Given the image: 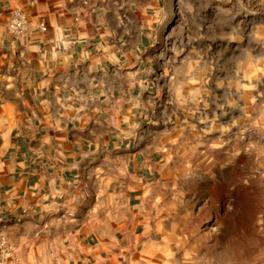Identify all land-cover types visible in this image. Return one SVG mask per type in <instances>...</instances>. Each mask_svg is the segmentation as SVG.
<instances>
[{"label":"crops","instance_id":"1","mask_svg":"<svg viewBox=\"0 0 264 264\" xmlns=\"http://www.w3.org/2000/svg\"><path fill=\"white\" fill-rule=\"evenodd\" d=\"M171 6L0 0V236L19 257L7 264H164L150 252L174 247L158 205L179 181L164 177L179 110L158 95ZM15 8L24 37L8 29ZM212 102L191 104L207 127Z\"/></svg>","mask_w":264,"mask_h":264},{"label":"rangeland","instance_id":"2","mask_svg":"<svg viewBox=\"0 0 264 264\" xmlns=\"http://www.w3.org/2000/svg\"><path fill=\"white\" fill-rule=\"evenodd\" d=\"M171 1L158 95L179 110L164 174L179 181L163 186L158 205L174 247L150 254L164 264H264V0ZM204 99L211 127L192 116ZM237 99L238 120L228 104Z\"/></svg>","mask_w":264,"mask_h":264},{"label":"built area","instance_id":"3","mask_svg":"<svg viewBox=\"0 0 264 264\" xmlns=\"http://www.w3.org/2000/svg\"><path fill=\"white\" fill-rule=\"evenodd\" d=\"M8 29L10 33L16 37H24L29 30V21L26 13L20 9L15 8L10 16ZM19 260L16 255V250L8 238L4 235L0 236V264H7L9 260Z\"/></svg>","mask_w":264,"mask_h":264}]
</instances>
